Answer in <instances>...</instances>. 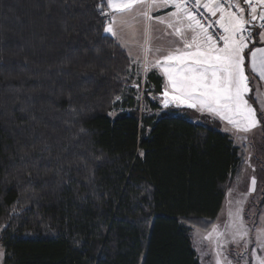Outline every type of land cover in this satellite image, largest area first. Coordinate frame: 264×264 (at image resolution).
<instances>
[{"label":"trees","instance_id":"obj_1","mask_svg":"<svg viewBox=\"0 0 264 264\" xmlns=\"http://www.w3.org/2000/svg\"><path fill=\"white\" fill-rule=\"evenodd\" d=\"M103 13L0 0L2 264H201L190 227L211 226L241 170L228 133L152 99L158 72L132 84Z\"/></svg>","mask_w":264,"mask_h":264},{"label":"snow or ice","instance_id":"obj_2","mask_svg":"<svg viewBox=\"0 0 264 264\" xmlns=\"http://www.w3.org/2000/svg\"><path fill=\"white\" fill-rule=\"evenodd\" d=\"M106 3L113 13H130L133 20L139 16L145 21L153 19L150 15L153 7L171 4L175 11L171 13L167 27L175 30L183 44L182 50L172 47L164 50L162 56V61L168 62L164 72L174 92L171 99L191 108L199 105L209 113L227 120L238 131L249 132L260 123L255 109L249 103L250 93L252 99H257V96L249 86L244 53L251 42L252 28L257 21L264 30V0H256L255 3L254 0H244L248 6V18H245V8L240 7L239 3L235 4L237 13L226 9L221 0H162L159 4L157 0H106ZM258 6L261 9L259 14ZM201 8L206 9L211 17H217L218 13L219 17L210 20L204 13L199 12ZM156 19L165 23L162 18ZM204 21H208L207 24ZM113 23L114 17L105 31L119 40ZM214 26L222 30L215 36L209 32ZM150 28V25L145 27V53L152 50L149 47ZM257 35L264 41V31ZM155 51L162 50L156 48ZM162 61L158 59L154 63L161 65ZM249 65L251 70L258 71L264 77V48L257 47L250 51ZM163 95L167 97L169 92L164 91ZM168 103V100L164 101L165 107ZM261 119H264V115ZM252 184L255 185L254 179ZM236 215L239 223H233V236L243 239L247 230L243 227L239 212ZM257 238L261 246H264V232ZM257 264H264V257H258Z\"/></svg>","mask_w":264,"mask_h":264},{"label":"rangeland","instance_id":"obj_3","mask_svg":"<svg viewBox=\"0 0 264 264\" xmlns=\"http://www.w3.org/2000/svg\"><path fill=\"white\" fill-rule=\"evenodd\" d=\"M108 11L111 16L108 24L114 17L115 23L112 26L118 33L120 42H124L122 44L126 47L128 53L130 55L135 54L136 62H146V65L143 63L142 65H136L135 77L132 81V84L137 88H142L146 75L150 71L147 62L153 64L157 55L158 59L160 57L162 61L164 50L172 48L169 43L170 38L158 35L159 31L156 29V24L145 21L143 17L138 16L135 20H131L133 18L130 13H113L109 8ZM147 25L151 26L149 47L152 50L145 53V27ZM131 32H133V35H131ZM134 42L137 43L135 48L131 47ZM251 43L252 41L244 53L245 72L249 78V86L257 96V99H252V93H250L249 103L256 111L257 120L260 121L251 131H238L219 115L211 114L200 107L199 109L189 108L186 104L181 107L180 105H183V103L173 102L172 99L168 100V106L165 107L164 95L161 94V96L155 93L150 95L163 108H183L187 111L188 116L197 118L202 124L228 133L234 144L239 147L243 156L239 174L233 176L228 183L223 206L217 219L206 230L195 226L190 227L192 245L201 264H257V258L264 257V246H261L257 238L261 232H264V204L262 199L264 192V119H261L262 115H264V85H261L258 78L253 74L252 80H250L248 74ZM174 47L182 50L183 44L181 43ZM156 48H160L162 51L156 52ZM167 66L168 62L162 61L160 69L164 75L165 84L163 90L168 91V98H171L174 92L164 72V67ZM142 97L143 93L139 91L138 100L140 103ZM116 113L117 110L113 112V115ZM253 179L255 180V185L252 184ZM238 212L243 219V227L247 230V235L243 239L234 238L233 236V223H239L236 215ZM220 233H223V235H220ZM3 259L4 249L0 245V264L3 263Z\"/></svg>","mask_w":264,"mask_h":264},{"label":"crops","instance_id":"obj_4","mask_svg":"<svg viewBox=\"0 0 264 264\" xmlns=\"http://www.w3.org/2000/svg\"><path fill=\"white\" fill-rule=\"evenodd\" d=\"M254 1H256V0H254ZM202 2H204V0H202ZM157 3L158 4L159 3H162V0H157ZM238 3L240 5V7L245 8L244 15H245V18H248V7H247V4L244 3V0H239ZM226 9H229V8H226ZM229 10L236 11L238 13V9L236 7L234 9H229ZM260 10L261 9L258 6V14H259ZM174 11H175V8L171 4H169L168 6H165V7H153L150 10V15L153 17V19L150 22H153L154 24H156V29H157V31H159L158 32L159 33L158 35L163 36L165 38H167V37L170 38V40L169 39L168 40H169V43H170V46L171 47H174L175 45H179V44L182 43L181 37H179V36L176 35L175 30L172 29V28H168L167 27V22L171 19V13L174 12ZM157 17L164 19L165 23H160L156 19ZM217 17H219V13L217 14ZM131 20H133V19H131ZM262 31L263 30H257V29H255V40L250 44V48H249L250 51L255 50V48H257V47L264 48V41H262L261 38H260V36L257 35L258 32H262ZM131 35H133V32H131ZM118 41L121 44V46L128 53L126 47L120 42V40H118ZM136 45H137V43L134 42V45L131 46V47L135 48ZM128 55L131 58L134 66H136L137 64L142 65V63L146 65V62H140V61L136 62V60H135V54H133L134 55L133 56V55H130V53H128ZM155 59L158 60V55L155 57ZM155 59H154V61H156ZM159 59H160V57H159ZM147 63H148V66H149L148 68H150V70H155L156 72H158V74H160L164 78V75H163V73H162V71L160 69V65H157L155 63L150 64L149 62H147ZM144 67H146V66H144ZM249 69H250V67H249ZM250 71L252 72V74L254 76H256L258 78V80L260 81L261 85H264V77H261L259 75L258 71H254V70H251V69H250ZM196 109H199V105L196 107ZM189 118L193 122L201 123L195 117L194 118L193 117H189Z\"/></svg>","mask_w":264,"mask_h":264},{"label":"built area","instance_id":"obj_5","mask_svg":"<svg viewBox=\"0 0 264 264\" xmlns=\"http://www.w3.org/2000/svg\"><path fill=\"white\" fill-rule=\"evenodd\" d=\"M238 1H239V0H221V2L224 3L225 8H229V9H234V8H235V4L238 3ZM255 2H256V1H254V3H255ZM247 7H248V6H247ZM199 12L204 13V15H205V16H208L210 20H215V19L218 18V17H211L210 13H208L207 10L204 9V8L199 9ZM204 22H205V24H207L208 21H204ZM259 24H260V22L257 21V22H256V26L252 28V37H251V41H252V42L255 40V29H257V30H262V29L259 27ZM220 31H222V30H220V29L218 28V26H214L213 28H210V29H209V32H212V33L214 34V36H215V34H217V33L220 32ZM263 31H264V30H263ZM164 91H165V90H163V92H164ZM163 92H162V93H159V94H157V95H161V94L163 95ZM162 95H161V96H162ZM164 99H165V100H169V99H171V98H170V97L168 98V96H167V97H164ZM173 102H175V101H173ZM181 104H182V103H181ZM184 105H185V104L180 105V106L182 107V106H184Z\"/></svg>","mask_w":264,"mask_h":264}]
</instances>
